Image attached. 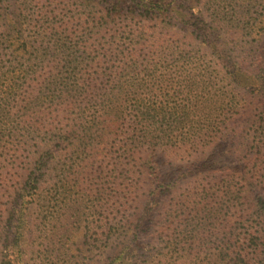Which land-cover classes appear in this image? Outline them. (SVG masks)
Returning <instances> with one entry per match:
<instances>
[{
  "label": "trees",
  "instance_id": "16d2710c",
  "mask_svg": "<svg viewBox=\"0 0 264 264\" xmlns=\"http://www.w3.org/2000/svg\"><path fill=\"white\" fill-rule=\"evenodd\" d=\"M177 3L0 0V264L8 226L48 247L72 210L108 264H264L263 55L229 15L208 28Z\"/></svg>",
  "mask_w": 264,
  "mask_h": 264
},
{
  "label": "rangeland",
  "instance_id": "374dc122",
  "mask_svg": "<svg viewBox=\"0 0 264 264\" xmlns=\"http://www.w3.org/2000/svg\"><path fill=\"white\" fill-rule=\"evenodd\" d=\"M224 1L225 0H219L217 3V0H178L179 3L177 4L182 5L187 9L185 13L187 14V18L192 22L204 18V26H208V28H215L211 23V17L216 15L215 13L229 15L228 19L232 17L235 21V25L231 26L233 28L230 26L228 27L229 31L244 30L254 33L255 40L251 42V45L261 50V56L263 55L261 60L264 61V0H236L238 7L235 10L231 7L234 4L232 0L230 4H225ZM217 6L220 8H217ZM247 6H249L248 11H245L244 8ZM214 8L218 10L214 12ZM204 26L202 27V25H199L197 28H193L192 31L198 33L200 28L204 29ZM207 42L214 43L213 40H208ZM247 126V120H243L238 122L233 130H235L239 136H242L240 135V133H242L244 137V133L249 129ZM243 145H245L244 140L239 138L225 143L222 147V151L225 158H227L226 160L228 162H236V156H238V153L235 154L234 148L237 150ZM231 174L233 173L231 172ZM172 175V172H170L171 178L178 176ZM185 181L190 183L193 180ZM162 205L160 204V206ZM75 211L76 210H72L69 213L67 225L63 228H59L60 231L58 232L59 234H57V239L54 243L50 241L48 247H45L46 245L42 247L41 243L43 242L40 239L38 240L40 234L36 227L33 228V231L28 228V234H26L25 240L22 241L14 234L18 226H8V229L6 230V233L8 234L6 236L9 237V240L4 242L3 239L2 241L4 244L3 247H6L4 255H8L4 264H108L110 262L108 260L111 258L109 255L110 253L94 256L81 253L80 248L83 242L82 237L74 234L76 228L80 225L77 224V220L75 219L77 217ZM185 221L190 225L189 233L185 236L189 239L191 244L195 245L194 248L188 250V252L192 255L205 253L208 246L204 243L209 241V233L202 230L200 221L195 217L189 216ZM73 222L76 224H71ZM56 229L58 228L56 227L54 230ZM12 233L14 235H12ZM215 234L214 240L224 238V235L221 232H216ZM204 255L205 254H203V256ZM135 260L138 261V264H142L145 261V259L141 257H138V260Z\"/></svg>",
  "mask_w": 264,
  "mask_h": 264
}]
</instances>
